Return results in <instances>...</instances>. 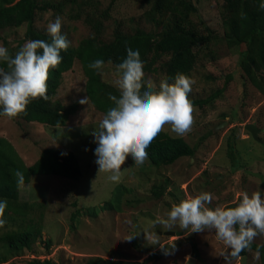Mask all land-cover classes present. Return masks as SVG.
Returning a JSON list of instances; mask_svg holds the SVG:
<instances>
[{"label":"rangeland","instance_id":"374dc122","mask_svg":"<svg viewBox=\"0 0 264 264\" xmlns=\"http://www.w3.org/2000/svg\"><path fill=\"white\" fill-rule=\"evenodd\" d=\"M84 1L79 0L80 5H68L59 14L63 18L61 31L71 41L70 49L77 48L92 34L82 19L69 17L72 8L76 11L85 9ZM95 1L101 11L109 7L104 39L110 38L117 25L128 31L137 27L153 30L143 19L148 9L144 0ZM190 1L198 9L191 19L199 30L205 33L201 24L204 22L221 36L219 11L223 1ZM57 15L53 10L37 13L36 32L50 37L46 26ZM25 30L22 26L0 31V43L14 48L23 40ZM166 60H161L156 67ZM237 62L235 49L228 48L224 42L210 43L188 75L194 81L189 98L203 100L216 95L223 87L224 91L202 108L194 106V122L185 135H177L170 125H165L162 130L195 146L193 157H182L171 165L155 167L148 159L144 164L136 165L126 153L119 164L116 180L108 179V174L99 171L94 162L96 144L92 131L103 114L89 100L87 104L79 103L86 96V79L79 59L64 72L54 98L71 111L65 126L49 127L0 116V137L11 143L26 166L32 165L43 149L59 148L75 153L82 171L79 181L36 175L20 186L19 198L33 207L25 218L4 216L6 224L0 228V234L29 227V230L37 228L38 233L28 249L19 256H9L0 264H33L34 260L44 259H50L53 264H87L89 259L97 257L146 261V264H186L189 258L195 259L193 264H241V255L228 260L224 258L230 250L214 236V230L197 233L180 228L178 222L172 228L155 223L167 218L173 204L201 191L213 194L209 207H225L239 200L241 190L251 194L258 187L264 188V184L260 185L264 180V94L244 76ZM114 73L115 66L106 64L101 77L118 89ZM142 78L144 82L151 79L158 84L165 77L157 70L153 73L144 71ZM249 124L258 129L257 139L245 129ZM227 143H234V165L227 156ZM159 189H163L162 195H159ZM107 203L112 207L106 208ZM73 213L75 220L71 219ZM129 235L135 236L126 240ZM192 241L197 246L198 258L192 255ZM253 243L264 246V234H258ZM165 244H178V247L170 250L172 254L148 259ZM245 256L244 264H264V255L257 257L256 251L249 250Z\"/></svg>","mask_w":264,"mask_h":264},{"label":"trees","instance_id":"16d2710c","mask_svg":"<svg viewBox=\"0 0 264 264\" xmlns=\"http://www.w3.org/2000/svg\"><path fill=\"white\" fill-rule=\"evenodd\" d=\"M79 0H0V31L25 26L24 38L14 48L7 47L14 55L23 42L30 39L51 38L36 32L34 20L36 14L53 10L61 14L68 5L81 4ZM148 4L143 14L145 23L152 25L153 30L147 31L141 27L130 31L123 30L119 25L113 28L110 38L104 39L105 20L110 17L108 8L101 11L95 0H85L84 10L76 11L72 8L69 17L74 20H83L90 27L91 33L84 38L75 49L62 50V63L54 70H50L48 80L47 100L35 99L28 106L26 113L12 119H21L26 123H37L49 127H63L66 125L70 109L63 107L54 100L58 88L62 83L64 72L68 71L74 61L79 59L83 75L86 79L85 93L90 104L103 115L112 106L108 94L118 95V89L105 82L101 73L89 68L95 59H103L106 64L117 65L126 57V48L135 45L143 57V69L153 73L160 70L170 82L177 73L189 75L193 71L200 54L210 43L224 42L238 54L237 65L250 83L264 94V0H222L219 11L223 34L219 36L205 23V33L192 21L198 9L190 0H144ZM211 58V57H210ZM167 59L159 68L161 60ZM108 61H111L109 63ZM104 65V66H105ZM7 67L6 64L0 65ZM228 81V80H227ZM142 86L144 80L142 78ZM224 91L218 90L214 96L207 99H191L194 106L203 107L210 103L217 95ZM249 133V132H248ZM250 134V133H249ZM252 136V135H251ZM228 159L234 163V143H227ZM232 150V151H231ZM151 165L161 167L173 164L182 157H193L196 147L190 146L181 137H172L161 131L146 149ZM228 151V150H227ZM234 165V164H233ZM19 169L24 173L26 184L32 176L49 175L62 179L79 181L82 176L79 159L72 151L59 148H45L40 152L38 159L30 166H26L11 143L0 137V198L8 201L4 216H18L25 218L33 206L19 198V184L15 175ZM162 195L163 189H159ZM228 204L225 207H234L238 203ZM107 203V207H112ZM40 206H44L40 203ZM9 217V218H10ZM76 214L71 216L75 220ZM30 228V227H29ZM18 228L0 234V263H5L9 256H19L31 246L37 228ZM48 245V242L46 243ZM135 245V244H134ZM175 249L178 244H174ZM192 255L199 257L195 242H191ZM165 249L173 250L171 245H163L152 253L148 259H159L166 254ZM259 250L264 255V246L252 242L250 248L243 250L239 255H246L247 251ZM147 259V260H148ZM33 264H53L50 259L34 260ZM87 264H146L145 262H129L124 259H89Z\"/></svg>","mask_w":264,"mask_h":264},{"label":"clouds","instance_id":"9594fccd","mask_svg":"<svg viewBox=\"0 0 264 264\" xmlns=\"http://www.w3.org/2000/svg\"><path fill=\"white\" fill-rule=\"evenodd\" d=\"M62 22L59 15L48 22L46 32L51 37L50 42L45 39L27 40L14 55L0 43V65H7L6 68L0 66V116L16 118L26 113L33 100L49 98L50 70L62 63L61 52L71 44L61 31ZM104 65L105 61L98 58L88 66L102 74ZM114 74L117 76L118 95L108 94L112 106L92 131L96 144L94 162L110 180L117 179L119 164L126 153L136 165L144 164L148 158L146 149L165 125H170L174 133L183 136L191 130L194 122V105L189 98L194 81L190 76L177 73L172 82L165 77L158 84L148 79L142 86L143 57L135 45L126 48V57L115 65ZM87 102V96L79 100L80 104ZM15 175L18 183L23 184L24 173L17 169ZM261 184L264 180L260 181ZM238 196L239 201L234 207H209L213 194L201 191L173 204L167 218L155 223L172 228L178 222L180 228L197 233L214 230V236L230 250L224 254L228 260L250 248L258 234H264V188L258 187L251 194L241 190ZM7 206V199L0 198V228L6 224L3 217ZM134 236L129 235L126 240ZM171 248L174 250L175 245L172 244ZM165 251L172 254L168 249ZM260 254L257 250L256 256Z\"/></svg>","mask_w":264,"mask_h":264},{"label":"water","instance_id":"95a60500","mask_svg":"<svg viewBox=\"0 0 264 264\" xmlns=\"http://www.w3.org/2000/svg\"><path fill=\"white\" fill-rule=\"evenodd\" d=\"M245 129L252 135V137L254 139H257L258 129L253 124L246 125L245 126ZM245 259H246V256L245 255L241 257V264H244ZM194 261H195L194 258H189L186 264H193Z\"/></svg>","mask_w":264,"mask_h":264}]
</instances>
